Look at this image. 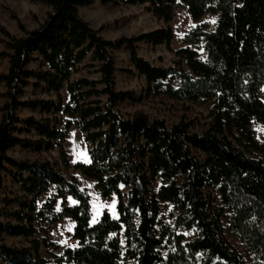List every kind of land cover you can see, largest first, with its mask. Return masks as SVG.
Segmentation results:
<instances>
[{
	"label": "trees",
	"instance_id": "16d2710c",
	"mask_svg": "<svg viewBox=\"0 0 264 264\" xmlns=\"http://www.w3.org/2000/svg\"><path fill=\"white\" fill-rule=\"evenodd\" d=\"M36 1L50 7L36 28L19 24L20 37L2 29L7 51L0 57L8 67L0 72V189L5 172L23 198L17 210L0 208V216L14 220L0 221V232L29 239L67 216L77 245L62 248L44 237L14 247L0 240V264H248L224 240L221 219L252 264H264V142H257L252 128L254 121L264 125V0ZM96 2L145 4L164 22L184 4L194 21L206 13L218 14V20L213 30L191 28L177 49L170 46L169 26L108 40L79 15L80 7ZM139 42L164 45L175 60L154 65L139 55ZM122 47L147 94L211 100L207 127L197 132L183 120L168 126L142 111L123 114L119 106L134 97L116 87L112 51ZM31 61L36 69L28 68ZM29 79L54 98L20 99ZM22 108L46 116L21 118ZM72 126L81 133L87 162L68 160L64 142ZM27 133L36 139L21 136ZM15 146L57 148L64 170L93 180L102 199L116 196L117 216L103 210L92 223L89 195L78 179L49 160L14 159L8 151ZM157 180L162 184L154 191ZM43 194L48 195L36 206ZM161 202L178 211L172 224L158 219ZM180 230L194 236L186 240ZM41 247L50 260L40 255Z\"/></svg>",
	"mask_w": 264,
	"mask_h": 264
},
{
	"label": "rangeland",
	"instance_id": "374dc122",
	"mask_svg": "<svg viewBox=\"0 0 264 264\" xmlns=\"http://www.w3.org/2000/svg\"><path fill=\"white\" fill-rule=\"evenodd\" d=\"M50 10L47 4L36 0H0V52L5 51L4 41L7 39L2 29L7 31L10 35L15 37L23 36V31L19 28V24L24 30H31L36 28L39 23L43 21L46 13ZM80 17L85 20L93 29L99 30V35L104 39L114 40L121 36L130 37L143 32L151 31L156 28L169 26L172 29V40L170 46L173 49L184 46L183 38L185 34L197 25H203L205 30H213L218 20V14L206 13L199 20L194 21L190 16L187 7L180 4L174 9L171 21L164 22L162 19L154 16L146 9L145 4H101L96 2L88 6L79 8ZM137 51L139 55L147 59L154 65L168 66L173 63L175 56L172 52L168 51L164 45L153 46L145 42L137 43ZM7 51V50H6ZM197 51L202 56V48L198 47ZM115 60V81L117 89L129 90L132 92L134 99L125 101L119 108L125 115L134 113L135 111H142L148 115L150 119L164 120L168 126L183 120L190 123L192 131L200 132L207 127L210 121V108L212 106L211 100L201 99L196 102L192 101H178L170 99L162 94H147L145 92V81L143 77L139 76L130 66L128 60V52L122 47L112 51ZM38 63L31 61L28 64L29 69H36ZM8 61L5 57H0V72H6ZM85 73V71H81ZM29 84L24 87V91L20 99H36L54 98V93H48L39 87H34L35 80L29 79ZM4 86L0 83V106L4 102L2 93ZM62 96L67 100V93L63 89ZM260 98L264 101V87L260 92ZM17 115L21 118L34 116L37 119L45 117L46 115L39 110H31L22 108L17 111ZM1 117V112H0ZM254 136L257 142H264V125L260 122L254 121L252 123ZM21 136L31 137L36 139L32 133L22 134ZM64 148L67 153L68 160L71 162L88 161L87 149L82 140L81 133L78 129L72 126L68 131V136L64 142ZM8 155L16 160H49L55 163L58 169L65 175H73L78 179L79 185L89 195L91 205V221L94 222L98 219L103 210H107L114 217L116 214V196L112 195L108 199H102L98 193L95 182L83 176L78 170L70 168L64 170L61 165L58 149L42 150L36 152L30 149H23L20 146H15L8 151ZM2 188L0 189V208L6 212H11L18 209L17 200L23 198V192L20 186L14 183L10 176L5 172L2 173ZM161 181L157 180L154 183L153 190L156 191L161 185ZM48 194H43L39 197L36 206H39L47 197ZM70 203L74 201L69 199ZM217 204H220L217 199ZM59 201L55 204V210H59ZM178 211L169 202H161L159 205L158 219L161 222L172 224L174 216ZM0 221L14 222L8 215L3 214L0 216ZM223 228V238L233 248L240 252L248 264H252L251 256L243 248L239 240L232 235L227 227L224 219H221ZM73 229V221L63 216L58 222L53 224L48 232L44 234L39 232L31 238L42 240L44 237L52 242L59 244L63 247H74L77 241L71 237ZM185 236V239H191L194 232L180 230L178 231ZM22 236H11L4 232H0V240L9 246L14 247H29L30 239ZM49 250L53 251L52 248ZM165 253V249L162 250ZM40 255L50 260V255L40 248ZM201 254L198 255V260Z\"/></svg>",
	"mask_w": 264,
	"mask_h": 264
},
{
	"label": "crops",
	"instance_id": "0c3cea01",
	"mask_svg": "<svg viewBox=\"0 0 264 264\" xmlns=\"http://www.w3.org/2000/svg\"><path fill=\"white\" fill-rule=\"evenodd\" d=\"M95 221H96V220H95ZM95 221H94V222H95ZM91 222H92V221H91ZM92 223H93V222H92Z\"/></svg>",
	"mask_w": 264,
	"mask_h": 264
}]
</instances>
